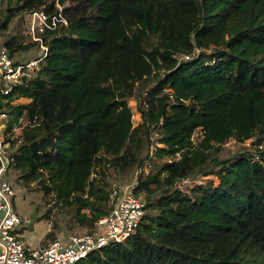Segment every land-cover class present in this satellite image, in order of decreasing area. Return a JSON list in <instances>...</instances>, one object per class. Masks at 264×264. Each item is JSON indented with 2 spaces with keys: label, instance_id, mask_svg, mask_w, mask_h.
Returning <instances> with one entry per match:
<instances>
[{
  "label": "trees",
  "instance_id": "1",
  "mask_svg": "<svg viewBox=\"0 0 264 264\" xmlns=\"http://www.w3.org/2000/svg\"><path fill=\"white\" fill-rule=\"evenodd\" d=\"M58 6L67 25L45 33L40 69L16 87L30 102L0 95L17 109L9 126L23 113L10 170L90 233L110 210L111 177L138 173L145 201L130 236L76 264H264L262 138L255 153L223 147L264 134V0H0V33L20 15L0 49L33 47L22 13ZM210 176L217 185L179 187Z\"/></svg>",
  "mask_w": 264,
  "mask_h": 264
},
{
  "label": "built area",
  "instance_id": "2",
  "mask_svg": "<svg viewBox=\"0 0 264 264\" xmlns=\"http://www.w3.org/2000/svg\"><path fill=\"white\" fill-rule=\"evenodd\" d=\"M26 39L24 43H33L38 55L32 58L10 56L5 48L0 49V95L2 102L7 98H18L16 87L33 78L47 54L44 35L57 25H67L62 16L61 7L57 13H47L43 9H32L24 13ZM189 56L184 55L187 59ZM22 115L8 125L10 114L0 108V264H76L96 249L113 242H120L132 234L141 223L145 213V201L134 193V186L117 187L112 185L108 198L109 212L95 222L94 233H70L49 239L42 246H31L19 234L27 220L13 208L10 197L15 194L8 180L13 157L10 153L11 137L16 131ZM9 130V135H5ZM198 133L191 135L195 142ZM263 149L260 143L257 146ZM257 159V155L254 156ZM170 161V159H168ZM136 184V183H135Z\"/></svg>",
  "mask_w": 264,
  "mask_h": 264
},
{
  "label": "rangeland",
  "instance_id": "3",
  "mask_svg": "<svg viewBox=\"0 0 264 264\" xmlns=\"http://www.w3.org/2000/svg\"><path fill=\"white\" fill-rule=\"evenodd\" d=\"M62 11V10H61ZM28 12V11H26ZM24 12V13H26ZM24 13H22V22L20 23V29L25 31L26 24ZM20 19V15H17L11 24L9 25L7 31L5 33H0V43L4 37H6L9 33H14L16 30V25L18 24ZM38 55V49L35 47H31L26 51H22L20 54H15V59L18 58H32ZM154 77H157V73L154 74ZM154 82L151 83L153 85ZM136 91V90H135ZM139 96L134 95L133 97L127 100L131 110L133 112L132 120L133 125H136L140 121V112H139ZM30 102L29 99L24 97H18L12 101V105H26ZM10 114V119H13L17 114V109H12ZM10 131L6 130L5 135H9ZM256 134L251 139H247L243 143L237 144L233 140L227 141L223 147L230 152H240L243 150L249 151L251 153H255V144H253L258 137H261V144L263 146L264 151V134L262 136H258ZM10 150V148H9ZM254 156H252L253 158ZM258 159V158H257ZM254 158V160H257ZM145 170V169H144ZM138 173H134L130 180L122 175H117L115 177H111L110 187L112 185H116L117 187H126V186H135L137 183V175ZM19 174L12 170L8 175V180L10 181L12 187L14 188L15 194L10 197L13 208L18 212V214L27 220V224L25 225L30 231L31 240L38 239L39 232L41 231L44 236L43 240L40 242L45 244L48 239H52L56 236V234L67 235L70 233H81L86 232L85 228L79 227L76 223L72 224L73 221L71 219V213H68L66 208L61 209L60 203L57 204V201L52 193H45V190L41 183L33 182L30 185H25L22 180L19 178ZM19 178V180H18ZM207 180H211L214 185H217L218 179L215 176L210 177H197V179L185 180L179 184L180 189L183 192H190L191 186L196 182H206ZM72 225L71 228L69 226ZM51 233V237L47 236ZM41 246V245H40Z\"/></svg>",
  "mask_w": 264,
  "mask_h": 264
},
{
  "label": "crops",
  "instance_id": "4",
  "mask_svg": "<svg viewBox=\"0 0 264 264\" xmlns=\"http://www.w3.org/2000/svg\"><path fill=\"white\" fill-rule=\"evenodd\" d=\"M40 234H39V236L37 237L38 239H35V240H31L30 239V237H32V235H30V231H28V228H26L25 227V225L24 226H22L21 228H20V230H19V234L21 235V237L25 240V242L27 243V244H29V245H31V246H42V245H44V244H42V243H40L42 240H43V236H44V234L40 231L39 232ZM57 235V234H56ZM58 236H65V235H60V234H58ZM57 236V237H58ZM49 240V239H48ZM47 240V241H48ZM47 241H46V243H47ZM45 243V244H46Z\"/></svg>",
  "mask_w": 264,
  "mask_h": 264
}]
</instances>
